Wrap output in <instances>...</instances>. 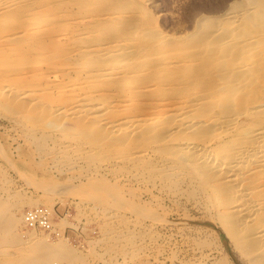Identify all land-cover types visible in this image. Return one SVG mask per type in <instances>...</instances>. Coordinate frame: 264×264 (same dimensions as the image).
Segmentation results:
<instances>
[{
  "label": "bare ground",
  "instance_id": "bare-ground-1",
  "mask_svg": "<svg viewBox=\"0 0 264 264\" xmlns=\"http://www.w3.org/2000/svg\"><path fill=\"white\" fill-rule=\"evenodd\" d=\"M94 1L96 0H0V21L2 16L12 17L13 20L10 26H6L7 28L0 24L1 77L2 75L16 74V68L13 65L20 64L19 62L18 64L9 62L8 49L26 60L33 54L41 56L44 53V55L47 54V57L49 54H53L54 57L58 52H62V55L68 60L66 61L69 62L66 67H63L64 74L66 75L67 71L76 68L78 73L77 77L76 74L73 75L76 78L74 77L73 81L69 80L68 84L58 79L57 83H54V87L59 89L60 96L55 95V97H61L59 103L50 102L54 95L49 96V93L46 95L49 97L45 98L51 97L52 99L45 101L38 99V96H33L32 92L26 100H23L24 96L27 97L22 95L24 91L23 93L19 92L22 96L16 95L15 91H8L6 95L3 94L5 96H1L2 93H0V96L11 101L14 108L18 107L17 112L21 109L27 114L25 118L32 117L33 119L36 114L40 113L39 116L43 115L41 122L43 121L47 127L51 126L55 129L59 126L60 119H71L78 131L77 135L81 136L83 140L86 139V142L89 140V144L95 145L94 148L97 149L101 145L103 149L107 151L111 149L114 152L121 149V156L114 157L113 154L118 155L119 152H117L111 154V158L114 157L117 160L121 158V161L144 168L150 166L148 169L155 165L152 164L154 161L157 162L156 168L159 169V172L161 171L164 177L171 178L172 180H170L174 184L185 182V185L188 184L193 188L197 186L202 192L206 204L214 209L216 218L220 221L219 224L226 228L239 255L243 256L245 261L250 264H264V0H247V3L230 2L227 8L229 18L225 19L222 15L221 17L225 19L223 21L220 20L219 15L214 18L221 22H212L201 15V20L199 18V28L201 27V29L197 30L195 34L193 33L192 43L181 46L184 55L178 57L176 64L152 63L154 51L157 49L156 44L149 42L142 45L141 42L136 41L129 43V39L124 35L127 31L124 29L127 24L124 19L125 25L120 32H111L110 35L108 34L110 37L108 35L99 36L100 32H97V29L110 27L111 22L110 19L103 17L104 13L98 14L94 7ZM98 1L109 5L114 0ZM215 5L213 4L214 7ZM134 6L139 8L138 4ZM141 8L143 9V7ZM50 14L56 17L57 24L54 22V24L43 25L42 19ZM140 15L142 16V14ZM120 18L117 16V21ZM60 23L69 24L59 31L57 25ZM153 28L157 29V27ZM145 33L147 32L143 31L142 34ZM111 36L112 40L109 41L108 38ZM169 36L171 35L169 34ZM169 40L167 42L171 43ZM163 41L165 43V40ZM65 43L70 44L71 50L66 51L65 48L61 50L62 46L66 45ZM5 47H8L7 50ZM159 52L162 53L161 50ZM169 52L171 51L169 50ZM177 52L174 50L172 53L177 54ZM59 55L57 56L60 57ZM50 57L52 58V56ZM185 59L192 61L193 75L181 77L176 71H178V63H182ZM39 60L41 59L34 61L39 62ZM35 62L32 61L33 64ZM22 64L26 65L27 61L26 64L21 63L20 66ZM36 64L38 65V63ZM111 64H119V70L113 72V69L111 70L109 67ZM33 75L37 78L40 75L39 80H43L42 72H35ZM82 76L89 79L86 80ZM136 76L139 77L137 82L134 81ZM27 78L29 77L27 76ZM90 78H101L102 86L114 87L117 94L123 93L125 83L129 91L127 90L124 99L122 96L119 97V105L108 104L111 100L107 99L106 102L89 91V88L93 86ZM100 80L97 81L100 82ZM179 82L181 83L177 85ZM48 83L51 82L48 81ZM166 83L171 87L176 85L174 89L179 95L174 97L175 100L167 101L168 98L165 99L162 96L166 95V87H164ZM36 84L33 85V88ZM41 84L42 90L43 88L44 90L50 89V85L46 82ZM1 87L0 92H3V85ZM56 91L58 90L56 89ZM115 101L113 100V102ZM7 106L4 107L9 110L10 108ZM114 106L116 108H113ZM29 122H32L31 119ZM62 122L63 120L60 123L62 124ZM68 124L70 125V123ZM63 127L60 126V128ZM68 130L70 129L68 128ZM49 133L51 131L46 134L43 129L42 136L45 137V140L42 139L45 142L47 138L51 137L53 140L56 137H52ZM68 134H66L67 138ZM62 138L59 136V139ZM72 138L74 137L72 136ZM51 139L49 141H52ZM78 140L80 139L78 138ZM66 143L68 142L66 141ZM90 148L88 147V149ZM76 149H79L78 146ZM81 150L88 152L85 148ZM95 155L99 156L100 154L95 153ZM86 157L88 156H85V159H87ZM110 157L107 158L110 159ZM99 158L100 156L97 159ZM104 158L106 160L105 156ZM64 159L62 158V160ZM69 159L71 158L69 157ZM55 163L57 162L55 161ZM68 165L73 167V164L69 163ZM129 165L131 166V164ZM121 167L119 168L122 169L124 166ZM95 168L97 169V167ZM157 169L154 171L156 172ZM129 170L127 172H130ZM133 172L136 171L133 170ZM141 174L143 175L142 172ZM152 177L150 174L151 179ZM19 202H21L20 197L11 201L0 195V264H87L83 262L84 257L81 252L75 251L71 247L73 245L70 246L67 243L66 237L59 236L48 239L49 236L39 230V233L46 237V240H41L35 236L34 230L28 229L21 232L27 234V237L21 238L15 231L17 227L24 226V211L22 213L21 210L19 211L17 206ZM35 205H40V203L30 205V207ZM44 206L52 211L53 217L57 215L51 205ZM57 216L58 220L54 221L55 227L64 228L65 224L70 223L66 215ZM115 230L112 229V231ZM127 232L126 234H128ZM130 232L129 230V235H132L133 233L130 234ZM117 234L115 237L118 238ZM128 239L130 240V237ZM123 240L125 241V239ZM130 243L135 244L133 241ZM123 246L122 248L125 247ZM218 262V264H230L225 255H222ZM133 264L146 263L143 261Z\"/></svg>",
  "mask_w": 264,
  "mask_h": 264
},
{
  "label": "rangeland",
  "instance_id": "rangeland-1",
  "mask_svg": "<svg viewBox=\"0 0 264 264\" xmlns=\"http://www.w3.org/2000/svg\"><path fill=\"white\" fill-rule=\"evenodd\" d=\"M234 1L238 3H247V0H140V3L137 0H114L111 1L109 5H106L105 2L96 0L94 1V7L98 11V14L100 15L104 13V16H102L110 19L109 21L111 22L110 27L99 28L97 29L98 31H96L100 32L99 36L108 34L110 35L111 32L115 33L116 31L120 32L125 25V23L123 22L124 19L127 21V24L124 27V29H126L127 31H125L124 35L129 39V43L136 41L141 42L142 45H145L149 42H154L156 44L157 49L154 51L155 55L152 54L154 55L152 58V63L155 62L176 64L178 57L183 54L181 51V46L192 43L191 39H193V35L197 30L201 29V27L199 28V21L201 20L200 16L203 15L212 22L216 21V19L214 20V18L218 15L220 17L222 15L223 17H225V19H227L229 18L227 11L228 5L230 4V2ZM137 4L139 5V8L138 6H134ZM213 4L215 5L216 9ZM140 7H143V9H140ZM106 13L110 14L107 15ZM224 13L227 14V17ZM140 14H142V16ZM117 16L121 17L118 21ZM152 16L154 17L152 18ZM221 18V21L225 20L224 18ZM220 20L217 19L216 22H221ZM12 21V17L2 16L0 24L1 26L7 28L12 24ZM56 21V17L50 14L49 16H46L42 19V24H54V22L57 24ZM68 24L60 23V26L57 25V28L59 27L58 30L60 31L67 27ZM153 27H157V29ZM142 30L147 33L150 31L151 32L148 34H142ZM141 31L142 35L140 34ZM161 33H163L164 35ZM152 34L154 35L152 36ZM169 34L171 36L173 35V38H171ZM189 34L192 35L188 36ZM161 37L164 39H162ZM108 40H112V36L111 38H108ZM163 40H165V43ZM168 40L171 43L167 42ZM69 46L70 44H66L62 46L63 48H61V50L64 48L67 49L66 51L71 50V46ZM6 48L8 47H5V50H7ZM160 50L162 51V53L159 52ZM169 50L171 52L168 53ZM174 50L175 52L178 51L177 54L172 53ZM7 51V54H9L7 56H9L10 59L9 62H13V64H18V62L20 64H26L27 61V64H22L21 66L20 64H18V66L13 65L16 68V74L7 76L2 75V77L0 76L2 78H0V88H2V85L3 87L6 85L3 89L4 91L0 92L2 93L1 96L3 94L6 95L8 91H15V93H17L16 95L18 96L26 95L27 97H23V100H26L30 92H32L34 93L33 96H38L37 98L41 101L53 98L50 102H52L53 104L59 103L61 101V97H59V89L54 87V83L56 84L58 80H61L65 84H68L70 83L69 80L73 81L78 75L76 70L77 68L75 70L67 71V76L64 74L63 67H66V64H69V62H67L68 60L64 57V55H62V52H58V54H60V57L57 56L58 54L54 56L55 58L53 57V54H49V56L47 57V54L44 55V53H42L41 56L40 54H33L32 56H30L31 58H28L26 60L10 49H8ZM156 55H158V57H156ZM50 56H52V58ZM35 59L37 61L38 59H41L39 60V62H42H35ZM32 61L38 63V65H35V63L33 64ZM178 64V71H176L178 73V76L184 77V75H193L192 61L185 59V61ZM130 65L132 66L133 63L131 62ZM119 66V64L109 65L110 69H113V72H117L120 68ZM26 67L28 69H25ZM38 68L40 69V71ZM35 72H42V81L39 80L40 75H38V78L37 76L35 77L33 75ZM73 75H75L76 77ZM27 76L29 78H27ZM82 77H84L86 80L89 79H87V77L85 76ZM138 78L139 77L136 76L134 81L137 82ZM100 79L101 78H90L93 86L89 88V91L91 93L93 92L92 94L94 96H98V98H102L104 99V101L106 100V102L108 100H111L108 104L113 103L114 105H119V97L122 96L124 99L127 95V92L129 91L126 83L123 85V93L120 92V94H117L114 87H103V80ZM51 80L53 81V83ZM97 80H100V82H98ZM48 81L53 85L51 83H48ZM35 82L38 84H36ZM40 82H46V84L50 85V89L46 88V90H44L43 88L42 90V84ZM167 83L165 84L166 86L164 85V87H166V95L162 96L165 99L168 98L166 99L167 101H170L179 94L177 90L174 89L176 85L174 87H171L167 85ZM180 83L181 82L177 83V85ZM35 84L36 86H34L33 88V85ZM12 88H14L15 90ZM56 89L58 91H56ZM99 89L101 90L99 91ZM23 91L24 93L26 91L28 93L26 92L24 94ZM19 92L23 94L21 95ZM38 92L41 93L39 94ZM48 93L49 96L52 94L54 96L52 98H45L49 97L46 96L48 95ZM55 95L59 96L55 97ZM1 96L0 103L1 101L3 102L0 105V175L2 174L0 176V195L11 201H13L16 197H20L21 202H19L17 206L19 207V211L21 210V213L24 211V209L30 207V205L40 203V205L42 206L51 205L54 208L55 213L57 215H60L61 217L66 215L70 223L65 224L64 228L60 227L61 225H58L60 228L56 227L60 233L59 235H57V237H66L67 243L70 246L73 245L71 247L75 251L81 252L82 256L84 257L83 262L87 264H133L143 261L146 264H218L219 258L222 255H225L230 264H250L245 261L243 256L239 255L238 249L234 248L235 245L233 244V241L227 233L226 228L224 227V225L221 226V224H219L220 221L217 220L214 209L206 204L205 199H203V194L197 188V186H194L196 188H193V186H189L188 184L185 185V182H178L176 183L177 185L174 184L173 182H171V178H166L163 174H161V171L159 172V169L156 168L157 162H152V164H155V167L153 166L149 168L151 169L149 171L148 167L150 166L146 165L147 167L144 168L143 166H136L135 164H132L130 162H124L123 160L122 162L121 158H119L118 160L115 159L114 157L117 158L122 155L121 149L120 151L115 150V152L111 149H108L107 151L106 149H103L101 145L98 146L97 149L94 148L95 145L89 144V140H87L86 142V139L83 140V138L81 139V136L77 135L78 131L74 127V122H72L71 119H60L61 121L63 120L62 124L60 123L61 121H59V126L55 127L54 129L51 126H45L43 124V121L41 122V118L43 117V115H41L42 117L39 116L40 113L36 114L33 119L32 117L25 118L27 114H25L21 109L17 112L18 107L17 109L14 108L11 101L9 102V100L7 101L6 98H3ZM4 99L6 100V102H4ZM113 100L116 101L113 102ZM6 105L9 106V110L8 108H5ZM113 108H116V106H114ZM27 119L29 121L31 119L32 122H29ZM34 122H36V125L33 124ZM68 123L73 126H70ZM60 126L64 127L60 128ZM68 128L70 130H68ZM43 129L46 131V134L51 131L49 135L51 134L52 137L56 136V139L53 138L52 140L50 137L49 139L47 138L45 142V137L42 136ZM67 130L68 132L66 133ZM70 132L72 134H68ZM28 133H31V136ZM66 134H68V138ZM59 136L60 138H63L59 139ZM72 136L74 138H72ZM32 137L33 139H31ZM78 138L80 140H78ZM50 139L52 141H49ZM65 140L68 143H66ZM62 141H65L66 144L64 142L63 144ZM39 142L42 144L40 145ZM84 143L86 144L84 145ZM57 144L60 145L57 146ZM52 146H54L56 149ZM65 146H68V149ZM77 146L79 149H76ZM88 147L91 148L88 149ZM83 148L87 149L88 152L84 150V153V151L81 150ZM91 149H93L94 151H91ZM50 151L52 152L50 153ZM117 152H119L118 155L113 154ZM95 153L100 154V158L103 157L102 159L105 162L102 159L99 160L100 158L97 159L99 156L95 155ZM111 154L114 155L113 158H111ZM85 156H90V159L88 157H86L87 159H85ZM104 156L106 157V160ZM69 157L71 159H69ZM107 157H110V159ZM62 158L65 159L62 160ZM55 161L57 163H55ZM69 163L70 165L73 164V167L69 166ZM110 163L112 164L111 166ZM129 164H131V166ZM121 166L124 167L122 168ZM95 167H97V169ZM119 167H121L122 169H120ZM128 168L131 169L129 170ZM155 169H157V173L154 171ZM128 170L130 172H127ZM133 170L136 172H133ZM139 171H141L143 175ZM150 174L151 177L153 176V180L150 178ZM169 180L170 183L168 182ZM162 181L166 182L163 183ZM167 183L171 187H168ZM114 189L116 192L114 191ZM196 189H198L199 192ZM191 194L193 195L191 196ZM123 203H125L126 205ZM124 206L127 208H125ZM57 215H54V221L58 220ZM114 227L117 229L115 230ZM22 228H24V226L17 227L15 231L21 236V238L25 239V237H27V234L21 233L25 230V228ZM111 228L115 231H112ZM129 230L131 231L130 234L133 233L135 235L134 237L133 234L129 235ZM126 231H128V234H126ZM34 234L37 238L46 240L45 233H43L45 234L43 235L42 233H39V230H36ZM116 234L118 238L115 237ZM128 236L130 237V240L128 239ZM48 239H50V237ZM123 239H125V241L127 240V242L125 243ZM132 241L135 242V244L130 243V245L129 242ZM122 245H124L125 247L123 246L124 248H122ZM127 249L130 250L128 251Z\"/></svg>",
  "mask_w": 264,
  "mask_h": 264
},
{
  "label": "built area",
  "instance_id": "built-area-1",
  "mask_svg": "<svg viewBox=\"0 0 264 264\" xmlns=\"http://www.w3.org/2000/svg\"><path fill=\"white\" fill-rule=\"evenodd\" d=\"M52 211L42 205L27 207L23 212L25 230H42L49 237H57L59 231L54 225Z\"/></svg>",
  "mask_w": 264,
  "mask_h": 264
}]
</instances>
